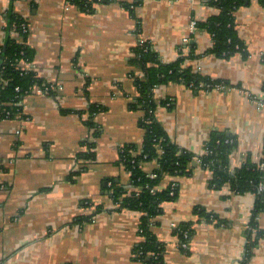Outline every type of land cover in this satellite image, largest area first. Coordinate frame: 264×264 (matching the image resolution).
Masks as SVG:
<instances>
[{
  "label": "crops",
  "instance_id": "obj_1",
  "mask_svg": "<svg viewBox=\"0 0 264 264\" xmlns=\"http://www.w3.org/2000/svg\"><path fill=\"white\" fill-rule=\"evenodd\" d=\"M208 1L107 0L88 11L68 0H0V47L8 16L19 15L34 51L28 69L53 86L51 93L25 94L19 114L0 117V264H141L133 258L141 214L116 209L106 188L111 180L131 188L119 149L136 145L137 154L142 146L141 111L129 107L137 95L130 58L140 38L167 63L180 51L189 55L182 42L189 37L194 49L186 63L232 87L156 85V99L172 103L170 109L158 106L155 116L174 144L199 155L213 132L233 135L231 169L247 158L264 161V108L255 100L264 98V6L250 0L236 9L235 30L248 55L221 58L209 53L208 32L197 30L192 37L189 32L192 19L216 12ZM9 35L20 38L11 26ZM91 104L104 109L93 118L100 131L96 159L84 161L77 154L89 135L84 121ZM193 161L190 174L165 177L158 185L163 189L176 181L178 192L161 203L152 226L164 245L163 264H264V236L246 257V244L256 238L250 226L255 195L236 193L227 184L212 186L211 171ZM156 166L155 160L141 163L148 173ZM98 205L102 210L96 213ZM196 206L225 225L197 217ZM89 215L91 220L77 219ZM256 221L264 229V209ZM188 222L192 233L183 250L175 230Z\"/></svg>",
  "mask_w": 264,
  "mask_h": 264
},
{
  "label": "trees",
  "instance_id": "obj_2",
  "mask_svg": "<svg viewBox=\"0 0 264 264\" xmlns=\"http://www.w3.org/2000/svg\"><path fill=\"white\" fill-rule=\"evenodd\" d=\"M80 8L88 11L93 10V3L107 0H68ZM250 0H209V5L216 9V12L204 20H196L198 30H205L211 36L212 45L209 53L217 57L228 58L236 53L243 58L248 55L245 44L238 37L235 30L234 12L240 6L247 4ZM264 6V0H258ZM129 8V4H125ZM132 13V11H131ZM22 23H25L19 15L10 16L11 30L18 31L19 39L9 35L6 46L0 47V117L9 118L21 112L20 102L22 97L31 92L34 86L40 89H47L51 93L50 83L38 78L35 73L28 69L19 67V61H31L34 51L27 45V30L23 31ZM192 37V34H191ZM189 55L180 51L179 57L171 62H162L154 51L149 41L137 43L133 49L130 64L134 66L131 77L136 88L137 95L129 103L133 110L141 111L139 125L143 129V141L141 150L135 154L136 145H124L119 149L118 162L129 172L131 188L124 189L113 180L106 181V188L110 197L117 204L116 209L129 208L140 212L138 235L139 242L133 248V258L141 264H163L164 245L158 241L153 233L152 226L158 224L157 216L161 214V203L172 201L177 197V185L170 187V183L163 189L158 185L165 177L188 175L191 173V163L200 159L198 165L211 171L212 179L210 184L220 187L227 184L236 193L252 192L255 195L252 218L250 226L256 230V238L246 244V257L248 258L251 249L259 237L264 236V229H259L256 218L264 209V169H260L258 163L246 159L239 167L231 169L229 166V153L235 146L233 135H219L216 132L211 134L205 145L208 154L195 155L188 150L174 144L155 116L158 106L170 109L172 103L165 97L158 101L152 88L156 85L169 82L183 83L193 90H210L215 83H229L221 79H211L194 71L186 59L191 56L194 49V42L187 43ZM182 54V55H181ZM202 84L203 86H200ZM171 102V101H170ZM104 108L97 104H91L88 108V118L84 121L89 135L82 141L83 150L77 156L84 161L96 159V141L100 131L96 125L94 116ZM8 112V116H7ZM155 160L157 166L152 170L155 177H150L144 171L141 163ZM84 165V166H83ZM86 163H82L85 168ZM79 171V170H78ZM75 172L73 174L78 173ZM110 182V184H108ZM155 188V189H153ZM153 189V190H152ZM102 210V206L96 207V213ZM194 215L216 225H225V222L216 214L206 212L204 208L196 206L193 209ZM94 215V214H93ZM93 215L78 217L77 219L91 220ZM190 222L181 223L175 233L182 239V232L192 233ZM70 264V263H67Z\"/></svg>",
  "mask_w": 264,
  "mask_h": 264
},
{
  "label": "built area",
  "instance_id": "obj_3",
  "mask_svg": "<svg viewBox=\"0 0 264 264\" xmlns=\"http://www.w3.org/2000/svg\"><path fill=\"white\" fill-rule=\"evenodd\" d=\"M22 29H23V31H28V27H27V24L26 23H22ZM198 29H197V27H196V20H194V19H192L191 21H190V24H189V32H190V34H195L196 33V31H197ZM146 40L145 39H142V38H140L139 39V41H138V43H143V42H145ZM188 41H189V37H184L183 39H182V42L185 44V43H188ZM20 63H19V67L21 68V69H23V70H28V66H27V64L28 63H26V61H24V60H20L19 61ZM200 86H203L202 84H200ZM51 88H53V86L51 85ZM230 88H232L231 86H229V85H226V84H224V83H215L214 85H213V87H212V89H216V90H228V89H230ZM155 90H156V86H154L153 88H152V91L155 93ZM32 91H35V92H39V93H47V89H40L39 87H37V86H34V88L32 89ZM253 98H255V97H253ZM255 100L257 101V105H258V107H260V108H264V98L263 99H256L255 98ZM170 104V101L169 102H167V105H169ZM2 113H1V110H0V115H1ZM7 116H8V112H7ZM202 154H208V150L207 149H205L204 150V152L202 153ZM199 155H201V154H199ZM194 161H196V164H198V163H200L201 162V160L200 159H195ZM258 165H259V168L260 169H264V161H262V162H260V163H258ZM149 175H150V177H155L156 175L154 174V173H149ZM176 181H172L171 183H170V187H171V189L172 188H175L176 187ZM263 186H264V184H262V183H260V188H263ZM153 189H155V188H153ZM152 189V190H153ZM189 238H190V234L188 233V231H186V230H184L183 232H182V239L180 238V240H179V246H180V248L181 249H183V250H187L188 249V243H189Z\"/></svg>",
  "mask_w": 264,
  "mask_h": 264
},
{
  "label": "water",
  "instance_id": "obj_4",
  "mask_svg": "<svg viewBox=\"0 0 264 264\" xmlns=\"http://www.w3.org/2000/svg\"><path fill=\"white\" fill-rule=\"evenodd\" d=\"M9 28H10V15L8 16V23H7V29H6V38H5V41L3 43V48H5L6 46V42H7V35H8V32H9ZM2 58H3V55L1 56L0 58V64H1V61H2ZM193 164H196V161H193Z\"/></svg>",
  "mask_w": 264,
  "mask_h": 264
}]
</instances>
